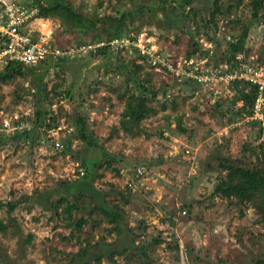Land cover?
Instances as JSON below:
<instances>
[{"label":"rangeland","instance_id":"rangeland-1","mask_svg":"<svg viewBox=\"0 0 264 264\" xmlns=\"http://www.w3.org/2000/svg\"><path fill=\"white\" fill-rule=\"evenodd\" d=\"M68 1L94 19L118 14L142 0ZM212 3L195 0L193 19L185 20L191 16L187 7L180 22L192 31L198 29L194 36L204 44L205 33L214 37L218 60L227 46L225 24L229 25V17L219 16L216 29L204 26ZM232 13L240 20L233 29L238 34L250 14L243 5ZM161 16L159 13L158 18L141 26L140 44L185 54L192 32H184L178 25L162 27ZM35 25L52 46L61 48L75 47L92 35L45 17ZM176 36L179 41L174 40ZM245 47L249 60H264V25L260 21L253 22ZM125 57L130 55L120 51L69 58L63 71L51 67L45 75L47 88L57 79V72L65 79L64 88L74 84L72 101L54 99L51 106L57 126H61L54 136L70 141L68 152L39 144L48 130L56 127L45 130L38 126L33 145L8 136L1 138L0 200L16 202L17 207L10 215L6 206H0V220L9 225L6 232H0V264H81L78 253L85 247L89 250L86 259L92 264L98 251L103 254L99 264H251L264 257V200L240 201L213 194L226 173L223 164L259 165L258 150L254 153L253 148L258 147L264 128L237 113L242 102L232 103L235 88L212 81L193 91L192 84L178 82L170 73L143 64L134 75L139 79L149 74L148 83L157 91L154 98L146 94L153 110L134 134L123 132L118 125L125 98H119L117 91L130 88L138 92L118 70ZM30 79L27 75L0 83L3 117H20L34 105ZM83 98L89 125L97 137L96 148L86 149L73 133L70 115ZM83 160L88 165L96 162L95 176L91 175L93 184L78 187L75 182L81 179L78 168ZM107 160L110 166H106ZM139 166L145 172L136 177ZM61 196L76 205L69 219L62 213L64 204L58 207L59 214L52 207ZM114 203L121 209L120 234L98 208ZM76 221H80V228ZM28 233L33 234L30 243L26 242ZM153 237L161 242L153 244ZM142 246L147 257L140 252ZM112 251H116L115 262L109 259Z\"/></svg>","mask_w":264,"mask_h":264},{"label":"trees","instance_id":"trees-1","mask_svg":"<svg viewBox=\"0 0 264 264\" xmlns=\"http://www.w3.org/2000/svg\"><path fill=\"white\" fill-rule=\"evenodd\" d=\"M26 5H34L38 8V16L60 20L69 28H81L82 30H88L92 33L90 39L84 40L82 42H77L75 46L82 43L96 42V41H109L115 37L128 36L130 39H136L139 35V30L144 23L150 22L153 18H158L160 13L162 16L159 17L162 27H173L180 26L184 32H192L189 37L188 42L184 49V56L187 58L192 56L198 57H209L210 60L215 59V51L213 50L215 38L208 33H205V38L212 47L203 46V42L195 38V34L199 33L198 29L192 31L190 26L186 25L185 22H180L184 20L183 11L188 7V11L191 13L190 18L187 17L185 20L193 19L195 13L194 3L195 0H142L136 6L129 8L128 10L122 11L118 14H106L94 19L88 18L79 10L73 8L68 0H18ZM245 6L248 8L250 19L247 23L241 26L240 32L235 34L233 32L234 27H236L240 20L233 16V10L239 6ZM264 8V0H213L212 10L209 19L206 21L204 26L213 25L215 29L218 27L217 19L219 16L224 15L229 17V25L225 24V31L228 34L226 40L227 46L223 55L216 60L214 66L219 63H229L231 66L235 67L241 61L249 64L262 65L264 60L258 58L257 60L251 61L248 59V50L245 47V42L253 22H261L264 25V17L261 16V11ZM182 11V12H181ZM150 20V21H149ZM179 41L180 37L176 36L174 40ZM74 45V44H73ZM3 44L0 42V50ZM59 47V46H58ZM71 47V46H68ZM61 48V47H60ZM212 51V53H210ZM120 52V50L113 51L109 46H104L98 48L94 52H89L85 55H66L59 57L56 60L48 57L34 65H27L15 60H7V62L0 68V83H6L17 77H26L30 75L31 85H29V92L34 97V105L31 106L29 114H22L20 119L27 120L31 124V128L28 130H23L21 132H16L12 135H5L0 133V140L3 136H8L16 141H22L23 144L33 145L34 144V134L37 132L38 126H43L46 129L57 127V121L54 112L51 110L54 99H69L73 100V86L71 83L67 88H64L65 79L58 72L55 73V79L51 86L47 88L45 82V75L49 72L51 67H55L63 71L69 58L83 57V56H97L108 54H115ZM123 52V51H121ZM128 53V50H126ZM130 58H123L119 67V72L125 76L127 81H131L133 87L138 91L134 92V89L127 88L123 91H117V96L121 99L125 98L124 108L121 112V117L119 119V127L125 133L134 134L135 128H138L141 121L153 110L151 106L148 105L149 98L146 94H151V97H155L157 91L153 90L148 83L149 74H145L143 78H137L136 74L138 71L143 69V64L137 62L140 58L137 52H132ZM241 55L242 59L237 57ZM127 61V62H126ZM217 61L219 63H217ZM131 66V67H130ZM182 83L192 84L193 91L197 88L202 87L197 81L193 79H185L181 81ZM233 89L235 88L236 94L232 103L240 100L242 102L241 106L237 109V113L240 115L248 117L251 115V108L253 105L254 97L256 94V87L250 85L246 82L234 81L229 85ZM114 90H117L114 89ZM86 98L80 99L79 103L70 115L71 123L73 124V133L80 139L84 144L86 149L96 148L97 137L94 130L90 127L88 121V113L85 111ZM250 122L259 124L256 120H249ZM261 131L263 129L261 128ZM62 140V151L68 152L70 150V141ZM257 148L258 152L256 154V159L259 165L252 168H245L241 166H236L231 163L223 164L224 170H226L225 175L219 179L218 183L213 189V194L221 195L223 197L231 198L236 197L240 201L251 200L258 197L260 200H264V143L259 142ZM261 153V154H259ZM260 156H259V155ZM102 166V165H100ZM106 166H110V161H106ZM83 175H78L81 177L80 180L75 182L78 187H86V185L93 184L92 174L95 173L96 162L92 164H87L83 160L82 167ZM95 176V174H93ZM91 177V179H90ZM131 186V182H127ZM128 188V187H127ZM121 197L124 198L123 195ZM126 202V200H125ZM62 206V213H65L66 218L71 217L72 210L76 209V205L70 201H67L66 196L59 197L55 202L52 203V207L55 212L58 207ZM0 206H6L8 214L14 211L17 207V203L13 201L3 202L0 200ZM99 210L103 218L112 225V229H115L117 233H121V209L118 204H102L99 205ZM13 220V217L10 218ZM77 227L80 228V221H76ZM9 229V225L0 220V232H6ZM33 238L32 233L26 235V242L30 243ZM118 240V239H117ZM115 241V244L117 243ZM153 244L161 242V239L153 237ZM111 244V243H110ZM152 244V243H151ZM178 246L176 245V248ZM140 252L143 256L147 257L145 246H142ZM89 253L88 248H82L78 253L81 259V264H92L86 255ZM116 251L109 253V259L115 262L114 256ZM103 254L101 251L94 254L95 262L93 264H99ZM251 264H264V257L257 259Z\"/></svg>","mask_w":264,"mask_h":264},{"label":"built area","instance_id":"built-area-1","mask_svg":"<svg viewBox=\"0 0 264 264\" xmlns=\"http://www.w3.org/2000/svg\"><path fill=\"white\" fill-rule=\"evenodd\" d=\"M41 18L38 16L37 6H29L18 0H0V42L3 44L0 50V68L7 60L34 65L48 57L56 60L66 55H85L107 45L113 51L124 52L128 50L130 54L137 52L140 55L138 62L147 64L154 71L168 72L178 82L193 79L203 87L211 84L212 81H217L224 87H228L234 81L254 85L256 94L251 115L246 118L258 121L264 128V64L254 65L241 61L235 67L226 62L214 66L209 57L195 56L196 58H194L192 56L187 58L182 54L152 48L150 43L140 44L139 35L141 33L136 39L121 36L109 41H96L82 43L75 47L60 48L52 46L50 39L44 36L42 30L35 25ZM204 46L210 47L211 45L207 42ZM237 58L242 59V56L239 55ZM20 117H3V112L0 109V133L12 135L30 129V122L21 120ZM60 129L61 126H57L56 129L48 130V134L39 140V144L43 147H53L56 150L61 149L60 138L54 136L55 131ZM258 142H264V134L259 137ZM144 172L145 168L139 166L136 168L135 176L139 177ZM78 175H83V169L80 167L78 168Z\"/></svg>","mask_w":264,"mask_h":264}]
</instances>
